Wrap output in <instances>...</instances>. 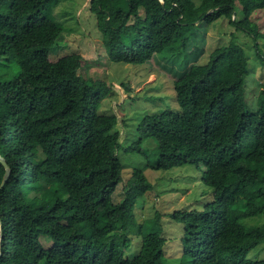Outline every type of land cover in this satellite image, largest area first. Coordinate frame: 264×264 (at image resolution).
I'll return each instance as SVG.
<instances>
[{
  "label": "trees",
  "instance_id": "16d2710c",
  "mask_svg": "<svg viewBox=\"0 0 264 264\" xmlns=\"http://www.w3.org/2000/svg\"><path fill=\"white\" fill-rule=\"evenodd\" d=\"M51 1L0 0V155L11 169L0 189V264H165L160 216H135L152 190L143 172L134 169L114 197L118 151L143 156L148 139L153 169L195 166L212 189L201 210L169 216L181 228L176 264H264L247 256L264 244V224L243 222L264 215V84L249 110L245 49L218 46L171 78L178 110L145 115L122 146L116 115L99 111L111 90L81 75L78 34L45 15ZM88 10L115 63L186 58L200 24L226 19L251 37L264 66V0H90ZM3 174L0 163V183Z\"/></svg>",
  "mask_w": 264,
  "mask_h": 264
},
{
  "label": "rangeland",
  "instance_id": "374dc122",
  "mask_svg": "<svg viewBox=\"0 0 264 264\" xmlns=\"http://www.w3.org/2000/svg\"><path fill=\"white\" fill-rule=\"evenodd\" d=\"M90 0H53L48 4L45 15L52 19L62 33L78 34L73 42L88 60L80 73L84 78L103 81L111 92L102 100L99 111L115 114V130L119 133V143L127 146L138 138L137 124L147 114L161 110L177 111L179 106L171 78L179 77L188 71L193 62L205 63L208 55L216 47L231 41L245 49L249 75L246 77V103L248 109L256 107V96L260 84H264V66L259 62L251 37L231 26L226 19L211 25H199L195 41L188 47L186 58L172 60L159 59V64L150 61L145 65L115 63L104 54L94 15L88 10ZM239 20L241 15L237 12ZM263 14L259 20H262ZM236 19V18H235ZM264 29V26L262 27ZM264 39L258 41L264 55ZM100 55V56H99ZM52 55L51 58H56ZM11 76V74H9ZM145 155L118 151L122 165V183L118 186L115 200L121 198L123 186L134 169L143 172L152 190L141 197L135 210L139 223L153 221L160 216V228L168 239L165 264H176L181 228L169 216L176 210H201L212 199V189L200 181L201 170L192 165H182L169 170H155L151 167L156 161V142L148 139L143 143ZM245 225L264 224V215L245 219ZM150 225V223H146ZM151 226V225H150ZM132 253L138 250L139 239L134 238ZM264 244L248 253L251 260L264 259ZM136 249V250H135ZM128 254V252H127Z\"/></svg>",
  "mask_w": 264,
  "mask_h": 264
},
{
  "label": "water",
  "instance_id": "95a60500",
  "mask_svg": "<svg viewBox=\"0 0 264 264\" xmlns=\"http://www.w3.org/2000/svg\"><path fill=\"white\" fill-rule=\"evenodd\" d=\"M0 163L2 164L3 168H4V174L0 183V189L4 187L5 183L7 182L9 176H10V172L11 169L9 167V165L7 164L6 160L0 155ZM1 226V223H0ZM1 230V229H0ZM1 232H0V254H1Z\"/></svg>",
  "mask_w": 264,
  "mask_h": 264
}]
</instances>
